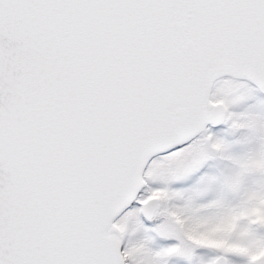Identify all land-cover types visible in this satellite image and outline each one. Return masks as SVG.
Masks as SVG:
<instances>
[{
	"label": "snow or ice",
	"instance_id": "1",
	"mask_svg": "<svg viewBox=\"0 0 264 264\" xmlns=\"http://www.w3.org/2000/svg\"><path fill=\"white\" fill-rule=\"evenodd\" d=\"M0 264H264V0H0Z\"/></svg>",
	"mask_w": 264,
	"mask_h": 264
},
{
	"label": "rangeland",
	"instance_id": "2",
	"mask_svg": "<svg viewBox=\"0 0 264 264\" xmlns=\"http://www.w3.org/2000/svg\"><path fill=\"white\" fill-rule=\"evenodd\" d=\"M239 110H241V109H237V111H239Z\"/></svg>",
	"mask_w": 264,
	"mask_h": 264
}]
</instances>
